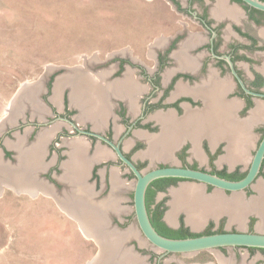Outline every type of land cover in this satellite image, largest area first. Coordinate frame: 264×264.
Masks as SVG:
<instances>
[{"label":"crops","instance_id":"obj_1","mask_svg":"<svg viewBox=\"0 0 264 264\" xmlns=\"http://www.w3.org/2000/svg\"><path fill=\"white\" fill-rule=\"evenodd\" d=\"M147 1L148 4L154 5L156 0ZM214 1L211 9L216 19L241 24L244 12L238 4H229L225 0ZM230 23L226 25L227 40L238 38L237 33L229 28ZM250 24L264 41V21L256 25L253 22ZM190 43V39L185 40L181 42L179 49L174 50V58L177 61L175 67H179L178 69L196 71L199 67L198 57L202 54L198 57L192 55L189 52L190 48L185 46ZM245 54L249 62H238L245 76L253 78L252 70L264 76V50H250ZM64 70L67 73L53 78L49 92L45 79L38 81L41 75L37 81L19 88L16 94L19 96L18 100L13 101V98L11 104L14 107L10 109L9 106L3 122V126L7 124L9 127L5 126L1 133L13 129L11 125H14L17 119L19 121L27 118L29 122L21 128L23 130H14V133L10 134L12 138L3 139L0 146V197L5 191L4 188L8 187L15 194L50 202V206L74 225V230L80 236L87 241H93L97 246V252L91 258H87L85 264H152L150 253L153 250L147 247V242L135 221H131L134 218L132 206L123 205L127 199L132 200L133 182H126L122 178L121 165L117 164L114 152L99 141L90 144L81 137L83 135L63 136L58 143L52 144L51 150L50 143L61 129L70 131L66 125L57 123L62 120L48 121L53 113L51 107L57 112H63L66 105L68 109L75 111L71 118L76 124L82 127L89 126L95 132H106L111 125V135L117 139L123 130L121 124L117 122V100L126 101L128 111L135 115L139 108V96L148 89V84L139 81L133 70L117 78L116 59L97 61L95 58H85L83 65L66 66ZM168 72L169 70L164 73L162 80L164 84ZM56 84L58 85L55 86ZM234 87L235 83L230 76H219L211 66L208 68V74L195 81L193 85L177 81L170 99L182 94H191L194 100H200V104L192 105L184 101L181 103L180 114L173 108L156 111L155 115L161 123L160 130L151 134L134 130L131 138L127 140L128 136L123 140L122 149L127 151L135 138L144 139L145 148L136 151L132 155V160L136 162L137 159L140 161L148 159V163L153 164L154 160H174V152L182 144H190L189 158H195L203 164L205 160L203 141H207L211 149L224 142L225 152L220 159L225 160L229 168L241 165L247 169L258 139L255 128L264 125V100L253 98V106L241 115L243 99L237 95L228 96ZM29 90H33V93H28ZM45 93H48L47 97L43 98ZM34 100L41 107L39 112L32 109ZM86 108L87 114H80V110L86 111ZM28 112L32 119L28 117ZM162 146L164 148H161ZM5 150L8 151L7 156ZM229 152L235 153L234 158L228 156ZM94 168L96 170L93 176ZM262 183L264 179L257 177L252 184L257 194L251 197H247L245 190L231 193L229 196L226 192L213 190L209 197L219 193L225 199L240 196L243 202H250L260 196L257 186ZM196 185L195 183L192 187H197L203 197V190ZM171 207L163 214L166 219ZM180 210L182 209L174 212L171 222L167 219L170 226L176 227L179 224L176 214ZM253 213L259 217L260 224L259 214L252 210L244 214L241 225L236 223L240 227L244 226L246 219ZM208 218L217 219L216 216H208L202 224ZM159 254H156L157 258L153 264H164V260L160 259L167 254L161 257ZM215 256L216 262L179 261L175 264H264L262 255H257L252 260H248L245 255L240 261H235L232 256L227 258L217 253Z\"/></svg>","mask_w":264,"mask_h":264},{"label":"rangeland","instance_id":"obj_2","mask_svg":"<svg viewBox=\"0 0 264 264\" xmlns=\"http://www.w3.org/2000/svg\"><path fill=\"white\" fill-rule=\"evenodd\" d=\"M164 9V13L170 12L166 7ZM159 11L162 12V8L158 10L156 1L153 5L148 4L147 0H0V135L2 129L8 126H3L4 117L9 106L10 109L14 107L11 102L15 96L17 98L19 88L37 81L50 69L51 74L45 80L47 83L49 78L53 80L54 77L67 73L64 67L83 65L85 58H95L97 61L115 60L117 47L124 43L131 44L140 54L151 34L150 28L147 29L150 15ZM34 102L41 108L35 100L32 104ZM65 111H68L70 117L75 115L72 109ZM28 117L33 118L29 112ZM26 119L22 121L25 122ZM17 121L18 119L11 126H17ZM57 123L66 125L70 135H77L67 122ZM14 130L17 129H11L9 134L4 133L3 139L12 138L10 134ZM81 137L87 140L86 137ZM131 137L130 135L127 140ZM152 166H158V163H147L142 169ZM120 170L126 182L135 180L125 166H121ZM261 178L264 179V175ZM187 183L190 182H176L165 191L156 193L154 200L162 202L166 205L164 208L169 210L173 203L172 192ZM197 185H200L204 195L214 190L213 187ZM253 187L252 185L246 192L247 197L257 194ZM4 190L0 197V264H85L87 258L97 252L94 242L80 236L74 230V225L50 206V202L15 194L8 187ZM230 194L231 192H226L227 196ZM123 205L132 206V200L127 199ZM216 217L217 219L208 218L204 224L193 227L186 222L184 209L176 214L179 223H184L190 232L196 234L204 233L210 222L213 223L212 231L221 228L264 232V228H260L259 217L254 213L242 227L236 221H231L226 213ZM131 221L134 222V218ZM147 247L153 250L151 253L148 250L150 255L161 253V250H157L149 242ZM215 253L227 258L232 256L235 261H240L245 255L248 260L257 255L264 256V251L259 249L251 251L232 247L202 250L192 254L169 253L160 260H164V264L179 261L216 262ZM150 259L152 264L155 263V259Z\"/></svg>","mask_w":264,"mask_h":264},{"label":"flooded vegetation","instance_id":"obj_3","mask_svg":"<svg viewBox=\"0 0 264 264\" xmlns=\"http://www.w3.org/2000/svg\"><path fill=\"white\" fill-rule=\"evenodd\" d=\"M156 1L160 4H158V10L162 8V12L159 11L150 15L151 19L147 22V29L150 28L151 34L147 38L142 52L140 54L137 53L136 49H134L129 43H124L117 47V70L115 72V76L119 78L127 72L133 70L134 76H137L139 81L144 84H148V89L146 91L144 90L139 96V108L135 115H132L128 111V105L126 104V101L120 99L117 100V122L121 124L123 128L117 139H114L111 135V125L109 126V130L106 132H98L114 142H119L121 149L123 146V140L126 137L132 135L134 130H138L147 134L156 133L160 130L161 123L158 117L155 115L156 111L173 108L178 114H180L182 111V102L187 101L192 105L200 104V100H194L191 94H182L176 96L174 99H170L171 93L174 90L175 84L179 80L193 85L195 81L205 77L208 74L209 66H211L217 72V74H219V76H230L234 81V90L230 92L228 96L230 97L237 95L243 99L244 106L240 110L241 115H244L248 109L253 106V98H261L264 100L263 96L245 92L238 79L232 72L233 69L247 89L256 93L264 94V76L258 71L252 70L253 78L249 79L245 76L243 69L238 66L239 61L249 62V58L246 56L245 52L248 53L250 50H264V41L260 39L254 26L250 24V22H253V24L256 25L260 24L261 21H264V11L250 7L241 0H225L229 4H238L244 12V17L241 20V24H236L234 22L230 23L226 19L223 20L215 18L214 12H212L211 9V7L214 6V0ZM164 7L169 9L170 12L164 13ZM228 23H230L229 28L231 31L237 33L238 38H231L227 40L225 34L227 33L226 25ZM187 38L191 41L189 45H185L186 47L190 48L189 52L197 57L199 54H202L201 57H198L199 67L196 69V71H190L185 68L178 69L179 67H175L177 65V61H175L174 58V50L179 49L181 47V42L188 40ZM167 70H169V75L166 79V83L164 84L162 80L164 73ZM51 83L52 79L50 78V81L48 80L46 85L48 92L50 91ZM47 94L44 95L45 98L47 97ZM71 103L77 105L73 101H71ZM51 108L53 113L48 119L49 122L52 120H60L57 119L58 116L67 117L70 120H73L70 117L68 111H65L66 109L68 110L66 105L63 112H57L55 108ZM80 112V114L86 113L87 108L86 111L80 110ZM18 122L19 124L13 127V129H21L29 121L26 120L23 122L22 120H19ZM35 126H37V124ZM69 127H71L75 134L85 136L88 142L92 145L95 144L96 141H99L101 144L108 146L106 142L98 139L97 137L80 134L70 124ZM78 127L91 130L89 126ZM10 132L11 130L7 129L5 132H3V134L0 135V146L3 144L4 133L9 134ZM255 132L258 134V139L255 146L256 149L260 139L264 135V125L257 126L255 128ZM69 133L70 132H68L65 128L60 131L51 141L50 149L52 150V144L58 143L62 136L70 135ZM58 136H60L59 141ZM224 145L225 143L221 142L220 144H217L214 149H211L208 142L203 141L202 149L205 153V160L202 162L203 164H200V161L195 158H189L190 152L188 149L190 144H182L179 149L174 152V160H154V162H157L158 166L180 165L199 168L211 173H215L220 177H222L220 173L233 174L236 172L237 175L241 173L245 174L247 169L242 170L240 168L241 165L229 168L227 162L223 159H220V156L225 152ZM145 146L146 144L144 139L135 138L131 147L127 151H124L123 149L122 151L126 157L132 160V155L139 149L143 147L145 148ZM161 148L164 147L162 146ZM3 149L5 148L3 147ZM255 149L253 150L251 156H253ZM7 155L8 151L5 150V156ZM234 155L235 154L233 152L228 153L229 157L234 158ZM116 160L117 164L121 165L120 159L116 157ZM148 162V159L143 161L137 159L135 164L144 166ZM108 163L110 162H106V164ZM95 170L96 168L93 170V176L95 175ZM262 175H264V159L262 160L260 171L257 177ZM181 180L183 179L178 181ZM174 184L167 185L163 190L152 187V189H155L153 195V204L151 205L152 209L157 203H159L156 201V199L154 200L156 193L163 192ZM207 187L212 188V186L209 185H207ZM250 189V187L245 189V192L249 191ZM165 206L162 204V206L159 208L161 209L163 207L164 209L161 216L162 221L163 214L166 210L164 208ZM179 226L180 223L176 227H168L177 229ZM150 258H153L154 260L157 258V255L151 254Z\"/></svg>","mask_w":264,"mask_h":264},{"label":"water","instance_id":"obj_4","mask_svg":"<svg viewBox=\"0 0 264 264\" xmlns=\"http://www.w3.org/2000/svg\"><path fill=\"white\" fill-rule=\"evenodd\" d=\"M241 1L245 2L250 7L264 11L263 0ZM49 72L50 70H47L45 73H43L40 80L38 81L40 82L44 79L47 80ZM232 72L238 79L245 92L264 97V94L262 93H256L247 89L233 69ZM16 99L18 100V96L17 98L15 97L13 101H16ZM57 119L67 122L80 134L94 136L106 142L108 146L113 150L114 155L118 159H120L121 165L125 166L127 171L133 175L135 180L132 183V211L135 224L144 239L157 250H161V254H159V257L169 253L192 254L202 250H212L217 248H264V232L261 230H224L220 232L199 234L182 238H173L161 235L154 228L150 221L145 201V194L149 184L158 178L166 177H176L187 180L188 182H190L187 184L191 186L195 185V183L201 184L202 186L209 185L212 186L214 190H220L223 192L228 191L231 193H236L244 191L245 189L252 186L259 174L262 160L264 159V135L260 139L243 177L237 180H231L220 177L219 175L208 172L206 170L188 166L166 165L152 166L149 169L138 168L133 160L125 156L122 149L120 148L119 142H114L101 133L95 132L93 130L80 128L73 120H70L67 117L58 116ZM210 195H212V193L205 194L203 195V197L209 198ZM162 219L168 226H170V223L164 216Z\"/></svg>","mask_w":264,"mask_h":264},{"label":"bare ground","instance_id":"obj_5","mask_svg":"<svg viewBox=\"0 0 264 264\" xmlns=\"http://www.w3.org/2000/svg\"><path fill=\"white\" fill-rule=\"evenodd\" d=\"M57 85L58 84L55 86ZM56 92L57 90L55 91V96ZM28 93L32 94L33 91L31 90V92ZM32 106L34 107L33 110L35 112L40 111L37 103L34 102ZM82 111L84 110L82 109ZM257 189L260 193L259 197L250 202H243L240 196H233V198L225 199L219 193H216L209 198L201 197L197 187L188 185L181 186L179 189L172 192L173 203L171 210L167 213V219L171 222L173 220L174 212L179 208H183L186 213L187 223L193 227L201 225L206 217L217 216L221 213H226L231 221H236L241 224L244 214L247 211L252 210L259 214L260 226H264V184L258 185Z\"/></svg>","mask_w":264,"mask_h":264},{"label":"trees","instance_id":"obj_6","mask_svg":"<svg viewBox=\"0 0 264 264\" xmlns=\"http://www.w3.org/2000/svg\"><path fill=\"white\" fill-rule=\"evenodd\" d=\"M138 168H142L143 166L137 165ZM220 175L224 178L231 179V180H237L241 177H243V173L238 174L235 172L233 174H224L220 173ZM133 177V175L131 174ZM181 178L176 177H166V178H158L154 181H152L149 186L147 187L146 194H145V201H146V207L147 211L150 217V221L154 228L161 234L167 237H173V238H182V237H189V236H195L199 235L196 233H192L188 230V228L184 227V225L181 223L180 226L177 229L169 228L162 220L161 216L163 213V207L159 209L162 206V202H159L155 205V207L152 209L151 205L153 204V195L155 192V189H152V187H155L157 189L163 190L167 185L174 184L176 181L180 180ZM212 223H209L206 230L202 234H208L212 232H220L223 231L221 228H219L217 231H212ZM248 249H260L264 250V248H254V247H248Z\"/></svg>","mask_w":264,"mask_h":264}]
</instances>
